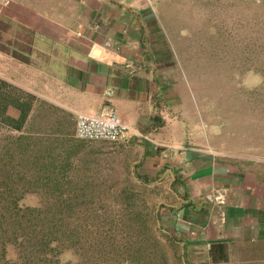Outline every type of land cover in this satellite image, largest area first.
Here are the masks:
<instances>
[{
	"label": "rangeland",
	"instance_id": "rangeland-1",
	"mask_svg": "<svg viewBox=\"0 0 264 264\" xmlns=\"http://www.w3.org/2000/svg\"><path fill=\"white\" fill-rule=\"evenodd\" d=\"M147 2L186 131L240 175L264 222V0ZM10 99H0V264L9 238L8 259L34 264L32 234L57 238L60 264H187L178 258L185 251L192 264H264L263 226L256 240L231 245L228 261L213 262L206 244L159 228L163 190L137 179L122 142L84 140L73 151L51 123L49 135L29 136L7 123ZM12 201L23 207L14 219L4 208ZM32 207L41 211H25Z\"/></svg>",
	"mask_w": 264,
	"mask_h": 264
},
{
	"label": "crops",
	"instance_id": "crops-1",
	"mask_svg": "<svg viewBox=\"0 0 264 264\" xmlns=\"http://www.w3.org/2000/svg\"><path fill=\"white\" fill-rule=\"evenodd\" d=\"M164 46L147 0H9L0 11L6 121L15 126L27 111L29 136L49 135L51 123L55 139L77 151L87 140L76 135L78 113L115 106L130 127L119 142L137 179L163 190L162 226L206 244L209 256L219 243L229 255L260 236L261 207L221 154L186 131ZM219 193L225 202L209 199Z\"/></svg>",
	"mask_w": 264,
	"mask_h": 264
},
{
	"label": "trees",
	"instance_id": "trees-1",
	"mask_svg": "<svg viewBox=\"0 0 264 264\" xmlns=\"http://www.w3.org/2000/svg\"><path fill=\"white\" fill-rule=\"evenodd\" d=\"M26 117H27V111L25 113H23L21 120H20L21 122H18V124L15 126L13 125V127L17 128V129H22L23 128L22 122L26 119ZM51 192L53 194H55V189ZM54 196H55V198H57V195H54ZM10 204H12V205L6 204V206H4V208L7 212L10 213V216H11L10 218L14 219V217H16L18 214L20 215L21 211H23V207L21 205H19V203L17 201H14V202L12 201V203H10ZM29 210L32 212L41 211V209L38 207L27 208L25 211H29ZM158 220L161 221V218L158 217ZM159 228L165 229L161 223L159 225ZM53 237L50 235H44V236H38L35 234L29 235L30 241L31 240H37L35 242V245H36L35 250H33L34 248L33 249L30 248V250H29V251L32 250L31 252L36 256L35 259L31 258V261H33L34 264H60V261H61V259L59 257L60 256V250L58 248V244L55 243L57 238H53ZM10 240L11 239L9 238V240H7V241L6 240L2 241V243H3L2 244V247H3L2 259L5 261V263L15 264V263H12V261L9 260L7 257V251H8V247L10 245ZM42 245H46V246L42 247ZM211 250L212 251H210V257H211V260L213 262L228 261L229 255H228V251H227V246L225 244H222V243L216 244V248L213 249V247H212ZM216 250H218V252L221 254L215 255ZM178 258L182 262H186L187 264H192L189 261V258H188L186 251L183 252V254H181L180 256H178ZM28 264H30V263H28Z\"/></svg>",
	"mask_w": 264,
	"mask_h": 264
},
{
	"label": "built area",
	"instance_id": "built-area-1",
	"mask_svg": "<svg viewBox=\"0 0 264 264\" xmlns=\"http://www.w3.org/2000/svg\"><path fill=\"white\" fill-rule=\"evenodd\" d=\"M9 0H0V11ZM130 127L126 125L113 105H107L100 112H79L76 135L87 140L122 141L128 138ZM209 199L225 202L223 194L209 195Z\"/></svg>",
	"mask_w": 264,
	"mask_h": 264
}]
</instances>
